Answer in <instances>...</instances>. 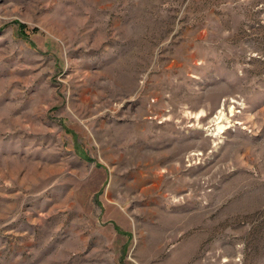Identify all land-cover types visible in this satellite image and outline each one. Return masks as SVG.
I'll list each match as a JSON object with an SVG mask.
<instances>
[{
  "label": "rangeland",
  "instance_id": "1",
  "mask_svg": "<svg viewBox=\"0 0 264 264\" xmlns=\"http://www.w3.org/2000/svg\"><path fill=\"white\" fill-rule=\"evenodd\" d=\"M0 264H264V0H0Z\"/></svg>",
  "mask_w": 264,
  "mask_h": 264
},
{
  "label": "bare ground",
  "instance_id": "2",
  "mask_svg": "<svg viewBox=\"0 0 264 264\" xmlns=\"http://www.w3.org/2000/svg\"><path fill=\"white\" fill-rule=\"evenodd\" d=\"M155 162V161H154Z\"/></svg>",
  "mask_w": 264,
  "mask_h": 264
}]
</instances>
